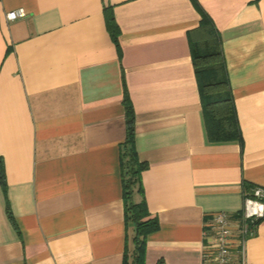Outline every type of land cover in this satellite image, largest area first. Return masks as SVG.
I'll return each mask as SVG.
<instances>
[{
  "label": "crops",
  "instance_id": "obj_1",
  "mask_svg": "<svg viewBox=\"0 0 264 264\" xmlns=\"http://www.w3.org/2000/svg\"><path fill=\"white\" fill-rule=\"evenodd\" d=\"M196 1L221 33L242 142L207 137L189 43L201 21L194 0H0V264H134L125 86L148 164L133 196L159 221L145 264H203L211 214L239 212L264 187V0ZM19 8L24 18L6 17ZM246 259L264 264V220Z\"/></svg>",
  "mask_w": 264,
  "mask_h": 264
},
{
  "label": "trees",
  "instance_id": "obj_2",
  "mask_svg": "<svg viewBox=\"0 0 264 264\" xmlns=\"http://www.w3.org/2000/svg\"><path fill=\"white\" fill-rule=\"evenodd\" d=\"M194 2L199 6L196 0ZM199 10L201 21L197 28L189 32V43L199 85L206 134L211 142H242V131L227 72L221 33L210 15L200 6ZM104 16L107 29L120 52L119 36L121 30L115 18L113 5L105 6ZM123 103L127 123V136L122 143L121 154L125 215L127 221H132L135 224L133 262L134 264H145L147 238L150 233L159 228V221L156 217L151 216L144 198L140 202L131 201L133 188L137 183L139 189L142 190L141 173L148 167V164L145 161H140L137 156L135 110L126 86ZM0 180L6 192V177L2 164L0 166ZM7 211L9 218L13 220L9 203ZM124 264H128L127 257ZM156 264L167 263L160 259Z\"/></svg>",
  "mask_w": 264,
  "mask_h": 264
},
{
  "label": "built area",
  "instance_id": "obj_3",
  "mask_svg": "<svg viewBox=\"0 0 264 264\" xmlns=\"http://www.w3.org/2000/svg\"><path fill=\"white\" fill-rule=\"evenodd\" d=\"M24 8L6 14L9 20L24 18ZM264 218V187L255 186L244 197L243 207L237 212L214 211L205 224L203 264H249L246 259V244L256 235Z\"/></svg>",
  "mask_w": 264,
  "mask_h": 264
},
{
  "label": "rangeland",
  "instance_id": "obj_4",
  "mask_svg": "<svg viewBox=\"0 0 264 264\" xmlns=\"http://www.w3.org/2000/svg\"><path fill=\"white\" fill-rule=\"evenodd\" d=\"M133 191H134V188H133ZM131 201L136 202V196L135 195L134 196L132 195Z\"/></svg>",
  "mask_w": 264,
  "mask_h": 264
}]
</instances>
